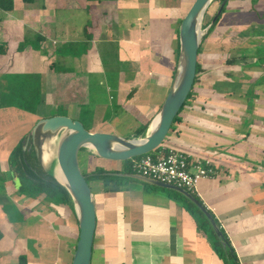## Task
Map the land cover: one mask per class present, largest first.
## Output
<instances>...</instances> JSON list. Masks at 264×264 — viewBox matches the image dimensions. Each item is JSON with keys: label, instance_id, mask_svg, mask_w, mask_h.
<instances>
[{"label": "crops", "instance_id": "0c3cea01", "mask_svg": "<svg viewBox=\"0 0 264 264\" xmlns=\"http://www.w3.org/2000/svg\"><path fill=\"white\" fill-rule=\"evenodd\" d=\"M33 3L13 0L12 11H0V43L7 45L0 55V77L38 74L45 105V97H54L60 83L62 89L67 83L89 90L87 82L109 70L113 78L117 74L110 83L115 96L109 97L108 107L97 106V113L104 108L106 113L91 132L119 134L104 122L106 114L114 118L119 109L135 122L123 136L136 138L135 131L148 123L147 133L177 61L180 20H174L171 2ZM137 7L139 19L134 21L129 10ZM225 10L200 45L192 96L165 145L212 160L215 175L201 180L194 195L225 232L239 264H264V2L229 0ZM252 26L260 27L257 41L242 38ZM23 42L25 48L18 52ZM67 106L68 117L77 119L76 101ZM15 111H0V118L8 115L15 121ZM0 141L4 145L5 137ZM8 154L0 158L8 160ZM88 157L89 173L102 170L111 177L89 184L96 215L91 264H223L174 191L113 176L121 173L122 163L110 168L111 161L102 163L92 152ZM9 180L0 196V264H18L20 256L26 264H71L78 237L73 208L44 195H22L11 176ZM6 205L18 212L14 222L2 210Z\"/></svg>", "mask_w": 264, "mask_h": 264}, {"label": "water", "instance_id": "95a60500", "mask_svg": "<svg viewBox=\"0 0 264 264\" xmlns=\"http://www.w3.org/2000/svg\"><path fill=\"white\" fill-rule=\"evenodd\" d=\"M215 0H194L178 27V55L172 80L164 101L151 122L147 133L136 138L120 134L87 131L78 120L68 116H51L35 122L23 141V149L30 143L36 160L42 164L43 146L59 135L55 147V166L63 182L52 174L54 180L69 195L78 226V237L71 264H91L92 244L96 226L95 199L91 187L82 173L78 155L82 150L94 153L98 158L111 162H125L162 148L173 131L182 107L190 93L198 62V49L229 0H222L209 26L203 28L208 7ZM92 148V149H90ZM113 176L140 181L144 185L171 190L192 203L204 216L216 237L223 239L220 226L205 207L192 194L171 185L136 174L114 173Z\"/></svg>", "mask_w": 264, "mask_h": 264}, {"label": "rangeland", "instance_id": "374dc122", "mask_svg": "<svg viewBox=\"0 0 264 264\" xmlns=\"http://www.w3.org/2000/svg\"><path fill=\"white\" fill-rule=\"evenodd\" d=\"M193 1L194 0H166L167 3L171 2V8H172L171 12L173 13L174 20L176 19V21L182 20L183 16L185 15L186 11L188 10V8L190 7ZM219 2H220L219 0H216L211 4L210 7H208L207 12L204 17L203 26H205V24H207L209 21L212 20V18L214 17L213 16L214 13H216L215 11L218 10L217 6ZM34 3H36V0ZM15 4L16 6H18L17 1L15 2ZM138 10H139V7H137L136 9L133 8L129 10V14L133 15L134 21L136 17H138L139 19ZM166 22L167 24L171 25L169 19L167 18V15H166ZM173 24L175 25V23ZM33 46H37V45H33ZM81 50L82 49H80V51ZM55 70H59V66H58V69L55 68ZM7 75H11V74L9 73ZM114 75H115L114 78H116L117 74L114 73ZM114 78L111 75V71L109 72L108 70V72H105V73L102 72L99 76L98 75L93 76L90 79L89 83L87 82V84H90L88 85L89 90H86V87L84 86L83 90L81 91L78 87L77 89H75V87L67 85L66 82H65L66 88L62 89L61 83H60V87L56 91V95L54 97L49 96V95L45 97L47 101L44 106H41V108H39L38 110L39 114L36 118L26 119V118H23L22 115L15 117L16 118L15 121H12V118L9 117L8 115L5 117V119H3L4 117L0 118V136L3 135L7 143V144L4 143V145H0V156H5L7 153H9L8 154V157H9L12 149L21 141V139L23 138L25 139L24 136H26L28 131L31 129V127L34 125L37 119H40V117H45L47 115L68 116L69 111H67L68 110L67 104L71 100L76 101V106L78 107L77 108L78 111L74 110L79 113V115L77 116V119L75 120H78L85 129L91 131V130H94L95 127L101 126L103 116L105 115L106 112L104 111L105 110L104 108V110L101 109L100 112L97 113V106L101 104H105V106L108 107L109 97L115 96V92L113 90L114 86L113 87L110 86V83L116 82ZM109 87L111 88L108 89ZM108 111H110V109ZM119 112L120 110L118 109L115 113L116 116L114 118L113 116L111 118L108 117L106 121L104 122L110 123L111 126L115 130H117L119 134L127 135L126 132L130 130V127L133 128V125H135V122L134 123L130 122L129 117L127 115L125 114L121 115L119 114ZM2 113L4 112H0L1 116H2ZM129 124H130V127H129ZM105 129L106 128H102L101 130H105ZM4 137L1 138L2 141ZM58 138H59V135L54 139L48 140L47 143L44 144L43 151H41L43 152L42 164L40 165L39 162L36 160L38 170L44 174L51 173L52 175V170H54L55 168V164H56L55 163V147H56ZM89 153L91 152L88 150H82L80 151L78 155L80 169L83 174H90L88 171L92 170L91 168L92 158L90 159V157H88ZM93 159H96V158H93ZM101 162L104 163L102 159H101ZM107 164L110 165V168H115L116 165L120 163L107 162ZM11 171L12 170L10 169V166H9V163L6 157L0 158V177L4 179L2 183H0V196L3 194L5 190L4 188L5 183H9L10 176L12 178ZM13 179H15L14 183H16L15 186L17 187L19 185L18 182L20 181L19 177L17 176ZM91 181H92V178H89V184L91 183ZM5 207L6 208L3 210V212L4 214L8 213L7 214L8 221L14 222L15 220L14 215L16 217V214H18V212L16 211V209H12L10 205L9 206L6 205Z\"/></svg>", "mask_w": 264, "mask_h": 264}, {"label": "trees", "instance_id": "16d2710c", "mask_svg": "<svg viewBox=\"0 0 264 264\" xmlns=\"http://www.w3.org/2000/svg\"><path fill=\"white\" fill-rule=\"evenodd\" d=\"M22 1L24 3H33L35 0H22ZM219 1H222V0H219ZM12 10H13V0H0V11L10 12ZM224 12H225V7L223 8L221 14L218 16L214 24L209 28L206 37L213 31L217 22L219 21V19L221 18ZM180 22L181 20L179 21V24ZM24 42L26 43V41ZM24 42L20 43V45L18 46L17 48L18 52H22L24 50L25 48ZM200 51H201V46L198 49V54L200 53ZM6 52H7V45L5 43H0V55H5ZM198 70L199 69L197 65L196 73L198 72ZM0 81H1L0 82V111H3L5 109H15L16 110L15 113L18 112V115L20 114L19 116L22 115L23 118H26V119L28 118L32 119L38 116L39 108L44 105V100H43V97L41 94V88H40V76L38 74L22 73V74L2 75L0 77ZM195 81H196V76H195L194 83ZM192 91H193V87L190 93L188 94L183 107L189 102V99L192 96ZM109 116H110L109 113L106 114V119ZM49 117L51 116L47 115L45 117H40V118L42 119V118H49ZM38 120L39 119H37V121ZM147 125L148 123L138 128L135 131L134 136L137 137V136H140L142 133H144L145 129L147 128ZM23 141L24 139H21V141L12 149L10 156L8 158V163H9L10 169L12 170L11 171L12 179L18 176L20 180L18 182L19 185L17 186L18 192L21 193L22 195H25L31 198H36L41 195H44L46 200L52 201L56 204H62L70 208H73L69 195L63 189V187L60 186L54 180L51 173L44 174L40 171L35 172L20 160ZM32 154L34 155V153ZM31 157L33 158L35 156H31ZM120 172L124 174H134V172L131 169V160L122 162V169ZM84 175L88 183H89V178L103 179V180L109 178V180H111L110 179L111 177H106V175L104 176V173L101 170H95L90 174H84ZM112 179H114L116 182L125 181L119 178H112ZM3 180L4 179L0 177V183H2ZM13 181L15 182V179H13ZM173 195L174 197L176 196L178 200H181L184 203V207L187 213L194 219L197 226L204 233H206L212 250L221 259L222 263L223 264H239L236 253L234 249L232 248L228 238L226 237V234L223 231V229L220 227V230L223 235V239L226 242L225 249H223L221 241L216 237L215 233L212 231L210 225L208 224L207 220L204 218L202 213L192 203L185 200L183 197L177 195L176 193H173ZM193 197L202 204V202L195 195H193ZM5 208H6L5 206H2V210H4ZM208 212L211 214L213 219H215L212 213L210 211ZM2 237L3 235L0 231V240L2 239ZM18 264H26L25 256H20L18 258Z\"/></svg>", "mask_w": 264, "mask_h": 264}, {"label": "built area", "instance_id": "2783aa9c", "mask_svg": "<svg viewBox=\"0 0 264 264\" xmlns=\"http://www.w3.org/2000/svg\"><path fill=\"white\" fill-rule=\"evenodd\" d=\"M131 169L136 175L174 186L192 195L201 180L215 175L211 159L191 157L166 146L131 159Z\"/></svg>", "mask_w": 264, "mask_h": 264}, {"label": "flooded vegetation", "instance_id": "af4514ba", "mask_svg": "<svg viewBox=\"0 0 264 264\" xmlns=\"http://www.w3.org/2000/svg\"><path fill=\"white\" fill-rule=\"evenodd\" d=\"M216 1V0H215ZM220 3H221V1L219 2V4H218V6H217V8L219 7V5H220ZM211 6V5H210ZM209 6V7H210ZM225 7H226V5H225ZM216 12V11H215ZM214 15H215V13H214ZM213 15V16H214ZM212 16V17H213ZM211 17V18H212ZM211 20V19H210ZM210 22L211 21H209L207 24H206V26L205 27H207V26H209V24H210ZM204 26H203V28H205ZM253 27V30H250V28H252ZM252 27H250V28H248L247 30H245V34L243 33V37L242 38H247V41H255L256 40V38L257 37H261L262 35H260V33L258 32V31H260V27H258V26H252ZM254 29L256 30V32L257 33H254V36H252V31H254ZM257 41V40H256ZM256 54L258 55V56H260V47L258 46L257 47V51H256ZM263 57H264V55H263ZM262 56L261 57H259V58H257V63H258V60L260 59V58H263ZM25 137V136H24ZM24 139V138H23ZM29 148H30V143L28 144L27 143V147L25 148V149H23V146H22V153H21V156H20V160L24 163V164H26L30 169H32L33 171H35V172H38L39 170H38V168H37V162H36V158L35 157H31V156H34L32 153V149H30L29 150ZM36 165V166H35Z\"/></svg>", "mask_w": 264, "mask_h": 264}, {"label": "bare ground", "instance_id": "6f19581e", "mask_svg": "<svg viewBox=\"0 0 264 264\" xmlns=\"http://www.w3.org/2000/svg\"><path fill=\"white\" fill-rule=\"evenodd\" d=\"M90 149H92V148H90ZM92 150H93V149H92ZM93 151H94V150H93ZM52 174H53L55 177H57V179H58L59 181L63 182L62 175H61L59 169L57 168V166H55L54 170H52Z\"/></svg>", "mask_w": 264, "mask_h": 264}]
</instances>
